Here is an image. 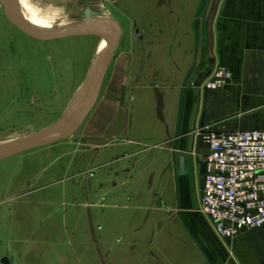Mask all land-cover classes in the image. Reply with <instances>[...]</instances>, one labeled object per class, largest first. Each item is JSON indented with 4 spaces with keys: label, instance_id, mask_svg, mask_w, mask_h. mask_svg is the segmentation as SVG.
Returning a JSON list of instances; mask_svg holds the SVG:
<instances>
[{
    "label": "crops",
    "instance_id": "0c3cea01",
    "mask_svg": "<svg viewBox=\"0 0 264 264\" xmlns=\"http://www.w3.org/2000/svg\"><path fill=\"white\" fill-rule=\"evenodd\" d=\"M107 1L121 35L96 103L62 171L44 166L96 207L94 263L264 264V226L224 240L199 214L201 133L264 131V0ZM218 65L230 81L204 89ZM8 175L22 184L21 166Z\"/></svg>",
    "mask_w": 264,
    "mask_h": 264
},
{
    "label": "rangeland",
    "instance_id": "374dc122",
    "mask_svg": "<svg viewBox=\"0 0 264 264\" xmlns=\"http://www.w3.org/2000/svg\"><path fill=\"white\" fill-rule=\"evenodd\" d=\"M27 1L32 8L20 12L40 23L74 25L87 9L113 20L107 0ZM105 43L95 36L34 39L13 26L0 5V144L57 122ZM76 138L0 163L8 172L22 167L21 185L8 175L0 187V264H95L96 207L80 202L78 176L52 177L44 168L54 161L62 171V156L76 149Z\"/></svg>",
    "mask_w": 264,
    "mask_h": 264
},
{
    "label": "built area",
    "instance_id": "2783aa9c",
    "mask_svg": "<svg viewBox=\"0 0 264 264\" xmlns=\"http://www.w3.org/2000/svg\"><path fill=\"white\" fill-rule=\"evenodd\" d=\"M228 69L216 66L203 81L206 90L223 89ZM208 146L200 214L220 239L264 226V131L201 133Z\"/></svg>",
    "mask_w": 264,
    "mask_h": 264
},
{
    "label": "water",
    "instance_id": "95a60500",
    "mask_svg": "<svg viewBox=\"0 0 264 264\" xmlns=\"http://www.w3.org/2000/svg\"><path fill=\"white\" fill-rule=\"evenodd\" d=\"M7 20L28 36L39 40H54L71 37L95 36L107 40V50L96 62L90 73L82 82L76 95L65 109L60 119L49 127L19 139L5 146H0V161L52 145L72 136L80 127L84 119L96 103L110 59L117 48L121 31L117 22H102L96 18L91 10H84L82 24L68 26L61 30L40 32L27 27L17 14L14 0H0ZM65 129V130H63ZM178 175L187 174L184 155L178 156Z\"/></svg>",
    "mask_w": 264,
    "mask_h": 264
},
{
    "label": "bare ground",
    "instance_id": "6f19581e",
    "mask_svg": "<svg viewBox=\"0 0 264 264\" xmlns=\"http://www.w3.org/2000/svg\"><path fill=\"white\" fill-rule=\"evenodd\" d=\"M15 1V8H16V11H17V14L18 16L20 17V19L22 20V22L29 28L33 29V30H36V31H40V32H51L53 30H61L63 28H66L68 26H72V24L70 25H64L62 23H59V21H53L52 19L50 20H47L46 23H40V22H36V21H31L29 19H27L26 17H24L22 15V12H20V10H23V8L26 10L28 7H31V3L27 0H14ZM19 7H17V6ZM42 7V6H41ZM32 8V7H31ZM37 9V8H36ZM35 10V9H34ZM39 10V9H38ZM93 18H96L102 22H110L111 20L107 17V15H104V14H98L93 17ZM49 19V18H48ZM69 22V21H67ZM59 23V24H57ZM83 22H80V23H76L74 25H77V24H82ZM73 25V26H74ZM107 40H106V43L103 45V47L101 48L100 50V54L95 58V60L93 61V63L91 64L89 70H88V73H90V71L93 69V67L95 66L96 62L99 60V58L102 56V54L107 50ZM87 73V74H88ZM87 76V75H86ZM65 130V129H63ZM19 140V139H18ZM17 141L16 139L13 140V141H8L5 143L3 142L2 144H0V146H5V145H8L10 143H13Z\"/></svg>",
    "mask_w": 264,
    "mask_h": 264
}]
</instances>
